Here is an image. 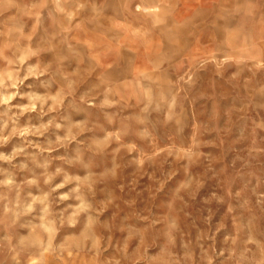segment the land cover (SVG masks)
Masks as SVG:
<instances>
[{"label":"rangeland","instance_id":"rangeland-1","mask_svg":"<svg viewBox=\"0 0 264 264\" xmlns=\"http://www.w3.org/2000/svg\"><path fill=\"white\" fill-rule=\"evenodd\" d=\"M0 264H264V0H0Z\"/></svg>","mask_w":264,"mask_h":264},{"label":"crops","instance_id":"crops-1","mask_svg":"<svg viewBox=\"0 0 264 264\" xmlns=\"http://www.w3.org/2000/svg\"><path fill=\"white\" fill-rule=\"evenodd\" d=\"M216 9L219 10L218 7L202 9L200 13L203 16L200 19H197L198 13H196L192 16L193 18H195L193 23L200 22L199 25L193 29L194 33L196 32V33L200 34L201 31L199 29H201V27H204V26L208 27V26H210L211 23L212 24L218 23L216 17H219V15L217 16V15L212 14V12L215 11ZM224 25H228V20L225 21L224 24H222V28ZM210 27L214 28L215 33H217V35H218V39L221 40V38L224 34L223 30L217 24L212 25ZM193 31L191 28H186V30L182 31L187 36L185 40H189L188 34L192 33ZM181 42L183 43V40Z\"/></svg>","mask_w":264,"mask_h":264}]
</instances>
